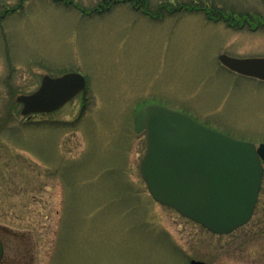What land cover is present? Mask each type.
Here are the masks:
<instances>
[{
    "label": "rangeland",
    "instance_id": "rangeland-1",
    "mask_svg": "<svg viewBox=\"0 0 264 264\" xmlns=\"http://www.w3.org/2000/svg\"><path fill=\"white\" fill-rule=\"evenodd\" d=\"M71 1L85 11L101 3ZM252 2L141 0L147 15L122 2L85 15L51 0H0V16L22 4L0 17L1 264H264V175L250 222L213 234L152 200L139 171L145 137L133 128L155 104L264 142V83L218 60L264 55V31L223 21ZM66 73L84 76L86 89L54 112L21 115L17 96Z\"/></svg>",
    "mask_w": 264,
    "mask_h": 264
},
{
    "label": "water",
    "instance_id": "water-1",
    "mask_svg": "<svg viewBox=\"0 0 264 264\" xmlns=\"http://www.w3.org/2000/svg\"><path fill=\"white\" fill-rule=\"evenodd\" d=\"M219 60L233 72L264 80V58L221 55ZM85 87L86 80L78 73L45 75L35 92L17 96L16 102L22 105V116L51 113ZM133 125L136 134L145 135L139 171L154 201L213 234L227 235L249 221L261 187L264 145L256 150L249 142L155 104L141 108ZM3 254L0 240V263ZM189 264L207 263L191 260Z\"/></svg>",
    "mask_w": 264,
    "mask_h": 264
},
{
    "label": "flooded vegetation",
    "instance_id": "flooded-vegetation-1",
    "mask_svg": "<svg viewBox=\"0 0 264 264\" xmlns=\"http://www.w3.org/2000/svg\"><path fill=\"white\" fill-rule=\"evenodd\" d=\"M52 2L54 3H57L59 5H63L64 7H72L74 9H77L79 12H81L82 14H87V15H93V14H102V13H105V12H108L111 10L112 6L115 5L116 3H119V2H122V3H126L130 6V8H132L133 11H140L141 13H143L144 15H147L149 14L145 9V6L142 8L141 6V0H101V3L97 4L96 7L90 9V11H85L81 8H78L71 0H51ZM253 3V4H252ZM251 4H245V7L244 8H241L242 6H238L237 5V8L238 9H235L236 12L238 13H241V12H245L246 15H237V19L236 20H233V19H230V16L229 19H223V21H228V26L231 27V28H236V29H242L244 27L247 28V30L251 33H257V32H262L264 31V0H255V2H252ZM21 3L18 4L17 6H15L13 9H11L10 11H7L5 10L4 12L6 14H8L9 12H13V11H16L18 10L19 7H21ZM184 10L186 11H198V10H202L203 9H200V8H197V6H194V5H191L189 7H184ZM258 13V12H261L263 13L262 15H248V13ZM170 13H173V10L170 11ZM4 14V15H6ZM206 14V18L207 20L209 21H219L221 19H218V18H214L210 15L207 14V12H205ZM1 14L0 17L4 16ZM151 18L153 19H157L158 18V14H155V15H151ZM252 40H254V38H252ZM261 39H258L256 41H259ZM251 41V40H249ZM221 55H226L228 57H232V58H236V59H263L264 58V55L262 56H250V57H234V56H230L228 54H226L225 52H222L219 54L218 56V59ZM220 65L222 66V68L226 69L227 71L229 72H232L233 74L235 75H238V76H242V77H246V78H249V79H253V80H256V81H259L261 83H264V80H261V79H258V78H254V77H250V76H245V75H242V74H238L236 72H233V71H230L227 67H225L224 65H222V63L219 61ZM261 144H264V142H258V143H254V145L256 146V149L261 145ZM260 162H261V165L263 167V174H264V160L261 158L260 159ZM257 204H258V200L255 204V207H254V211H253V214L250 218V220L252 219V217L254 216V213H255V210H256V207H257ZM249 220V222H250ZM248 222V223H249ZM237 230V229H236ZM234 230V231H236ZM233 231V232H234ZM261 233H264V231H262ZM231 234V233H230ZM222 236V235H221ZM245 242H250V240H246Z\"/></svg>",
    "mask_w": 264,
    "mask_h": 264
}]
</instances>
